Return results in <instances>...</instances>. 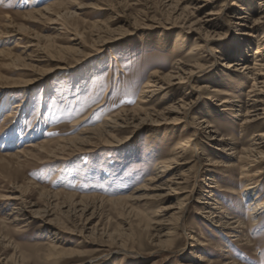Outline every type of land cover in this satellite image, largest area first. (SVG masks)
<instances>
[{
  "label": "rangeland",
  "instance_id": "374dc122",
  "mask_svg": "<svg viewBox=\"0 0 264 264\" xmlns=\"http://www.w3.org/2000/svg\"><path fill=\"white\" fill-rule=\"evenodd\" d=\"M55 2L60 3L59 8L52 9L51 15L39 12ZM167 4L166 0H0V85L4 88L0 94V236H6L4 245L10 242L7 247L0 246V264L195 263L194 255H189L191 239L182 230L172 235L169 246H155L154 226L145 228L136 216L139 212L156 219L161 206L176 204L178 200L164 205L152 200H121L118 206L105 202L144 195L134 189L150 177L151 164L142 158L149 142L160 143L158 133L143 124L135 134L123 130L110 135L118 142L129 140L120 147L104 143L107 136L78 143L85 134L92 137L89 132L106 118L137 106L150 74L168 73L171 60L182 54L171 48L168 39L174 33L165 35V43L159 41L160 29L138 28L151 20L175 15L178 5L169 9ZM54 28L60 31L51 30ZM120 33L124 34L121 39L104 44ZM219 44L226 46L228 42ZM43 53L59 59L69 70L54 71L55 62L31 61ZM29 65L37 66L32 70ZM34 74H39V82L29 85ZM9 95L24 105L18 110L20 118L14 122L5 120L11 110ZM160 98L156 109L169 103L167 97ZM202 106L195 109L192 117L201 116ZM204 114L215 125L218 138H239L237 124L229 112L210 109ZM41 142H52L54 149H61L55 154L60 160L46 153L33 159L12 157L19 149L28 150L26 145ZM199 147L220 160L211 153L205 137L200 138ZM192 175L188 190L203 180L199 177L194 182ZM218 175L216 196L232 216L244 222L245 229H249L246 236L242 242L233 243L232 238L213 232L199 217L193 201L186 214L185 231L193 230L192 235L198 239L204 235L206 254L212 263L264 264V214L251 228L244 204L232 194L240 188L236 177ZM222 188L231 193L221 192ZM15 190L26 202L47 212L48 219L59 227V237L55 239L38 221L26 229H11L8 233L3 230L2 219L11 207L4 205L1 198ZM80 199L81 203L96 204L94 215L87 221L74 213L71 205ZM260 201L264 202V183ZM54 242L60 252H67L48 258ZM121 242L133 253L117 252ZM12 255L15 263L6 262Z\"/></svg>",
  "mask_w": 264,
  "mask_h": 264
},
{
  "label": "bare ground",
  "instance_id": "6f19581e",
  "mask_svg": "<svg viewBox=\"0 0 264 264\" xmlns=\"http://www.w3.org/2000/svg\"><path fill=\"white\" fill-rule=\"evenodd\" d=\"M166 1L169 9L178 5L175 15L168 16L165 20H151L150 24L138 28L160 29L162 33L159 41L165 43L167 42L165 35L174 33L168 39L171 48L177 54L180 52L182 54L171 60V69L168 73L150 74L143 85L137 106L106 118L101 125L89 132L92 137L85 134L78 143L82 145L92 138L107 136L104 143L112 147H120L129 140L121 139V142H118L119 139L116 141L110 138V135L123 130L135 134L143 124L149 125L153 132L158 133L160 143L152 140L144 150L142 159L145 162L148 160L151 164V174L142 186L134 189L136 192L143 191L144 195L105 202L117 205L121 200L128 202L152 200L164 205L178 200L176 204L161 206L157 211L156 219L136 212V216L140 218L139 224L144 223L142 226L145 228L154 226L153 243L163 248L169 246L172 235L177 230H182L184 235L191 239L189 255H194V264H220V262L212 263L207 256L208 249L203 242V240L206 242L203 234H200L201 238L198 239L192 235L193 230L185 231L186 214L193 201L198 207L199 217L212 228L213 232L232 238L233 243L243 241L241 239L246 236L245 233L249 229H245L244 222L232 216L218 200L215 193V189L219 187L216 179L218 174H231L236 177L240 188L232 194L238 196L237 201L244 204L251 228L264 214V202L260 201V187L264 183V0H178L175 4L171 0ZM59 4L52 3L39 12L51 15L52 9L59 8ZM59 15L60 13H57L58 18ZM55 21L53 20L52 23L58 25ZM58 29L51 30L60 31ZM133 29H136V26ZM123 35V33L117 34L116 37L106 40L104 44L115 42ZM222 41H227L228 44L220 46L219 43ZM45 55H38L31 61L37 64L55 62L54 71L69 70L67 65L60 64L59 59V61L54 60ZM36 66L28 67L34 70ZM37 75L39 74H34L27 83L29 85L38 83ZM3 89L0 85V94L4 93ZM164 97L168 98L169 103L156 109V104L160 101L158 98L162 100ZM9 98L11 110L5 115V120L10 119L14 122L20 118L21 111L18 110L24 105L15 102L14 96L9 95ZM201 103L203 104L201 116L192 117ZM13 109H16L15 113ZM210 109L230 113L232 120L237 124L238 139L231 136V138L217 137L215 125L203 116ZM188 126L191 128L189 129ZM161 130L164 132H160ZM201 137L206 138L211 153L220 160L199 147ZM108 138L111 141H108ZM52 144V142H41L26 145L28 150L19 149L17 155L12 157L33 159L46 153L55 158L54 160H58L59 155L55 154L61 149H54ZM191 175L194 182L199 177L203 180L188 190ZM15 191L1 198L4 205L11 207L10 212L2 219L3 230L7 233L11 229L18 231L16 229L28 228L38 221L42 227H47L48 232L55 239L59 237V227L57 228L55 223L48 219L47 212L40 210L36 204L26 202L24 196L17 194L18 190ZM221 192L226 193L229 190L222 188ZM71 205L74 213L85 221L92 218L96 209V204L81 203V199ZM86 229L90 228L86 227ZM199 230L201 232L202 229ZM0 238L2 240L0 246L7 247L10 244L8 240L9 243L4 245L5 235L2 234ZM111 240L115 241L112 237ZM55 241H58V238ZM118 244L117 252L121 255L133 253L132 250L125 248L123 242ZM60 249L54 242L47 257L55 258L67 252H60ZM15 259V255H12L5 261L15 263ZM226 264H234V262Z\"/></svg>",
  "mask_w": 264,
  "mask_h": 264
}]
</instances>
